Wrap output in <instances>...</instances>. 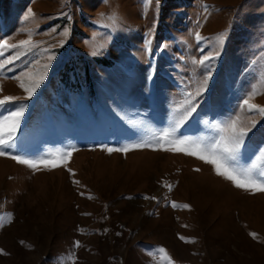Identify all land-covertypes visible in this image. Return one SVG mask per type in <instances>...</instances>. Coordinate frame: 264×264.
I'll return each mask as SVG.
<instances>
[{
  "label": "rangeland",
  "instance_id": "obj_1",
  "mask_svg": "<svg viewBox=\"0 0 264 264\" xmlns=\"http://www.w3.org/2000/svg\"><path fill=\"white\" fill-rule=\"evenodd\" d=\"M0 52V264H264V191L188 154L264 171V0H0Z\"/></svg>",
  "mask_w": 264,
  "mask_h": 264
},
{
  "label": "snow or ice",
  "instance_id": "obj_2",
  "mask_svg": "<svg viewBox=\"0 0 264 264\" xmlns=\"http://www.w3.org/2000/svg\"><path fill=\"white\" fill-rule=\"evenodd\" d=\"M150 2V0H148ZM218 42L220 44H223L224 37L220 36L217 38ZM4 44L7 42L4 41ZM27 43V42H22ZM15 47V46H13ZM0 55H3L2 52H0ZM205 59H210L209 57H205ZM7 63H10L11 60L9 59L6 61ZM203 64V61H201ZM4 65L3 63H0V68H2ZM207 67V65H205ZM212 69L208 68L209 76L206 78L203 82L204 88L207 86L208 79H210V73ZM23 86V85H22ZM37 87L39 86V81L37 82ZM25 91L28 92L29 97L32 96L33 90L32 89H25ZM191 97V94H189ZM13 97H6L3 100H0V106L6 105L8 101L13 100ZM198 101L196 103H192L191 99L187 102V109H186V115L190 116L193 112L196 111V108L198 106ZM244 103L248 105L249 110L257 109V105L249 104L248 100L245 99ZM10 109L9 115L4 117L3 119H0V127H3L7 121L13 120L14 123L11 125L10 128V134L7 137L0 136V155H5L4 149H10L14 146V137L15 132L17 128L19 127L20 119L23 117L24 110L26 105H9ZM258 110L261 113H264V108H258ZM232 129V134L229 138V142L232 145V147H228L224 145L223 140L224 138H221V142L216 145V148L213 149L211 156L206 157L204 155H199L197 152H188V154L191 155H198V158L205 160L206 163L213 164L216 168L217 175L223 176L225 179L232 181L237 188H242L245 190H251L255 189L257 191H264V171H261L259 173V179H253L251 175L247 172L242 174H234L235 169L230 167H225V165L228 164L229 161H235L237 159V151L240 149V147L244 144L245 137L247 136L246 131H236L235 124L230 125ZM167 135V133H165ZM11 141V143H9ZM184 141H181L183 143ZM216 149H219L217 151ZM128 149H109V151H127ZM184 150V149H181ZM13 159H17V157L13 156ZM221 161L223 163H221ZM19 163L22 164H29V166L35 168L37 167V163L25 160V159H19ZM199 171V169H197ZM170 187V186H169ZM147 199V197H145ZM152 199H155L153 197ZM175 207V204L172 205ZM185 207H188L185 205ZM255 238V233H250ZM181 239H185L184 237H181ZM77 246H79V243L77 242ZM160 252H164V249H159Z\"/></svg>",
  "mask_w": 264,
  "mask_h": 264
},
{
  "label": "trees",
  "instance_id": "obj_3",
  "mask_svg": "<svg viewBox=\"0 0 264 264\" xmlns=\"http://www.w3.org/2000/svg\"><path fill=\"white\" fill-rule=\"evenodd\" d=\"M109 120L114 123V126L111 127L108 132L111 134L112 141H117L118 143L121 141H124V138H133V129H131L129 126H123L119 125L120 128L123 129L124 133L122 134L121 131L119 130V127H117L115 121L113 120L112 117H109ZM98 130L96 131V134H93L91 138L93 141H98L99 139L97 138L99 135L103 134L101 131L100 127L97 128ZM108 138H100L99 141H107Z\"/></svg>",
  "mask_w": 264,
  "mask_h": 264
}]
</instances>
